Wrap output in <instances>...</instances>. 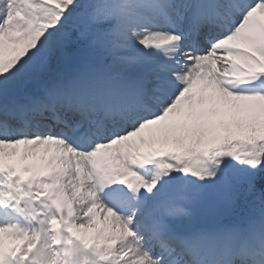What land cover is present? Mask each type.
Instances as JSON below:
<instances>
[{
    "label": "snow or ice",
    "instance_id": "6c2138e0",
    "mask_svg": "<svg viewBox=\"0 0 264 264\" xmlns=\"http://www.w3.org/2000/svg\"><path fill=\"white\" fill-rule=\"evenodd\" d=\"M0 264H264V0H0Z\"/></svg>",
    "mask_w": 264,
    "mask_h": 264
}]
</instances>
